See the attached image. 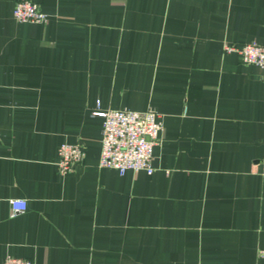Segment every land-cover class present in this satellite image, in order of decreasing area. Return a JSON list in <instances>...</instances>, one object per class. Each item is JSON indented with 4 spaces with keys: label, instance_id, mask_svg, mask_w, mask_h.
I'll use <instances>...</instances> for the list:
<instances>
[{
    "label": "crops",
    "instance_id": "crops-1",
    "mask_svg": "<svg viewBox=\"0 0 264 264\" xmlns=\"http://www.w3.org/2000/svg\"><path fill=\"white\" fill-rule=\"evenodd\" d=\"M0 0V264H264V0ZM232 46L234 50H228ZM157 112L154 172L99 166L103 117ZM86 159L61 173L58 149ZM10 199L28 207L13 213Z\"/></svg>",
    "mask_w": 264,
    "mask_h": 264
},
{
    "label": "built area",
    "instance_id": "built-area-1",
    "mask_svg": "<svg viewBox=\"0 0 264 264\" xmlns=\"http://www.w3.org/2000/svg\"><path fill=\"white\" fill-rule=\"evenodd\" d=\"M14 18L19 22L45 23L47 14L32 0H18L13 10ZM234 50L232 46H226ZM243 61L260 66L264 82V45L255 41L248 42L238 49ZM94 114L103 117L100 167L116 169L120 174L128 170L154 172V145L159 141L163 130L157 112L149 108L144 111L131 109L97 110ZM58 167L61 173L73 170L86 159L84 148L77 143L64 142L58 149ZM13 213L24 211L28 207L25 199H10ZM1 264H35L28 258L7 256Z\"/></svg>",
    "mask_w": 264,
    "mask_h": 264
}]
</instances>
